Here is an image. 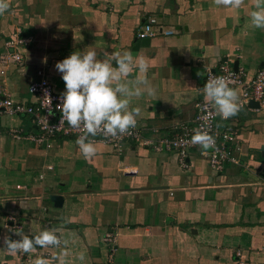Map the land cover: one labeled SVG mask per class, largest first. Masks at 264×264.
<instances>
[{"label":"crops","instance_id":"obj_1","mask_svg":"<svg viewBox=\"0 0 264 264\" xmlns=\"http://www.w3.org/2000/svg\"><path fill=\"white\" fill-rule=\"evenodd\" d=\"M0 15V90L31 105L33 80L65 85L55 64L76 51L94 50L105 60L116 52L143 58L153 96L133 99L137 126L157 139L190 122L203 97L208 71L226 64L248 79L264 62V29L248 25L252 0L239 13L212 0H10ZM154 16L170 35L145 42L137 30ZM29 39L21 64L9 60L6 41L15 30ZM115 66V65H114ZM135 69L128 79L139 75ZM238 90V89H237ZM239 92V90H238ZM217 125L238 134L239 165L212 170L192 150L181 166L174 152L127 143L122 154L93 141L85 159L76 139L56 136L51 147L24 139L37 134L31 116L0 114V238L57 230L68 241L69 264H264V98ZM21 130L22 138L9 136ZM113 236L110 245L103 239ZM61 249H38L50 259ZM85 260L76 259L79 253ZM0 264H20L0 249Z\"/></svg>","mask_w":264,"mask_h":264},{"label":"clouds","instance_id":"obj_2","mask_svg":"<svg viewBox=\"0 0 264 264\" xmlns=\"http://www.w3.org/2000/svg\"><path fill=\"white\" fill-rule=\"evenodd\" d=\"M217 7L229 8L239 13L246 0H212ZM10 0H0V15L10 8ZM248 25L252 29H264V0H252L248 11ZM115 65V66H114ZM65 85L61 102L57 105L61 113L60 125L65 122L80 135L75 143L85 159L96 155V147L89 137L104 135L118 137L131 134L139 115V108H131L135 98L153 96L154 89L147 79L148 65L141 58L134 59L130 52H116L108 59H98L94 50L76 51L55 64ZM139 70V75L128 79ZM203 97L216 116L222 120L237 115L241 108L240 94L231 87L226 77L209 79L203 86ZM189 143L207 151L214 148V138L204 130H196ZM18 239L8 235L0 238V249L12 254L36 253L38 249H63L68 241L62 239L57 230H41L29 236L23 231L14 232ZM68 253L60 251L50 259L38 257L33 264H69ZM85 260V254L76 257Z\"/></svg>","mask_w":264,"mask_h":264},{"label":"built area","instance_id":"obj_3","mask_svg":"<svg viewBox=\"0 0 264 264\" xmlns=\"http://www.w3.org/2000/svg\"><path fill=\"white\" fill-rule=\"evenodd\" d=\"M171 33L172 31L164 30L156 17L151 16L137 30L136 38L139 40L151 39L159 35H170ZM28 43L29 39L22 37L19 29L15 30L6 41V45L11 51L9 60L20 65L22 58L18 50L21 46H27ZM219 76L226 77L230 86L239 90L241 108L247 107L250 101L260 102L264 97V62L250 79L247 78L243 70L234 71L226 64L220 65L217 72L208 71L206 73L204 84L209 79ZM28 92L34 99L31 105L14 102L0 90V114L9 116L28 115L35 122L38 133L27 134L24 139L35 144L44 145L47 148L51 147V140L56 136L77 139L80 135L78 130L70 128L66 122L60 125L61 113L57 105L61 102L62 93L55 91L53 85L43 77L30 82ZM195 110V115L190 122H182L172 126L169 135L157 139L144 136L137 123L135 128L130 130L131 134H124L118 137L97 135L95 137L90 136L89 139L111 146L118 155L122 154L124 145L129 142L157 153L174 152L177 154L181 166H186L188 153L196 150L207 160L209 167L215 172L223 171L226 164L239 165L241 160L236 156L235 152L238 149L234 146L238 139L237 132L229 127L220 128L216 123L219 116L215 115L205 100L197 102ZM198 129L207 131L214 138V148L205 151L198 145L189 143L192 135ZM9 136L15 140L23 137L19 129H10ZM10 221V229L12 230L10 237L18 239L13 233L19 230L20 225L15 219H10ZM103 240L111 245L113 236L106 234ZM16 255L20 260V264H33V261L38 258L25 253ZM236 256V264H244L240 260L241 255L239 252L236 253Z\"/></svg>","mask_w":264,"mask_h":264},{"label":"water","instance_id":"obj_4","mask_svg":"<svg viewBox=\"0 0 264 264\" xmlns=\"http://www.w3.org/2000/svg\"><path fill=\"white\" fill-rule=\"evenodd\" d=\"M147 40H149V39H143L142 42H145V41H147ZM249 105H251V106H254V105H255V106H258V103L255 102V101H250V102H249ZM208 150H209V149H208Z\"/></svg>","mask_w":264,"mask_h":264},{"label":"trees","instance_id":"obj_5","mask_svg":"<svg viewBox=\"0 0 264 264\" xmlns=\"http://www.w3.org/2000/svg\"><path fill=\"white\" fill-rule=\"evenodd\" d=\"M264 98V97H263Z\"/></svg>","mask_w":264,"mask_h":264}]
</instances>
